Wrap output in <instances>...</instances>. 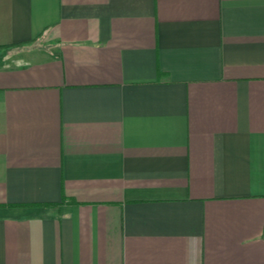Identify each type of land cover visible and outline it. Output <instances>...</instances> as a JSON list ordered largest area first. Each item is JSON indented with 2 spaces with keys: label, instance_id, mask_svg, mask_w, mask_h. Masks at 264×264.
Instances as JSON below:
<instances>
[{
  "label": "crops",
  "instance_id": "crops-1",
  "mask_svg": "<svg viewBox=\"0 0 264 264\" xmlns=\"http://www.w3.org/2000/svg\"><path fill=\"white\" fill-rule=\"evenodd\" d=\"M0 264H264V0H0Z\"/></svg>",
  "mask_w": 264,
  "mask_h": 264
}]
</instances>
